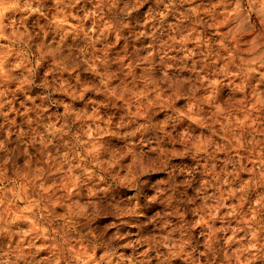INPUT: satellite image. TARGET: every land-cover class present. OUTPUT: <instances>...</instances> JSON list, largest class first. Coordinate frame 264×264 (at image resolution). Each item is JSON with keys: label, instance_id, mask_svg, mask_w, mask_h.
Wrapping results in <instances>:
<instances>
[{"label": "clouds", "instance_id": "1", "mask_svg": "<svg viewBox=\"0 0 264 264\" xmlns=\"http://www.w3.org/2000/svg\"><path fill=\"white\" fill-rule=\"evenodd\" d=\"M0 264H264V0H0Z\"/></svg>", "mask_w": 264, "mask_h": 264}]
</instances>
